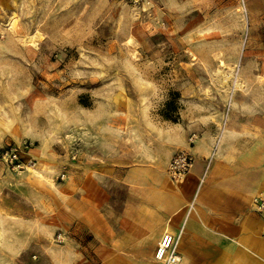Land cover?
Instances as JSON below:
<instances>
[{"label":"rangeland","instance_id":"rangeland-1","mask_svg":"<svg viewBox=\"0 0 264 264\" xmlns=\"http://www.w3.org/2000/svg\"><path fill=\"white\" fill-rule=\"evenodd\" d=\"M253 30L243 0H0V264H134L97 255L90 193L120 208L105 172L167 169L193 134L209 165L264 79Z\"/></svg>","mask_w":264,"mask_h":264},{"label":"crops","instance_id":"crops-1","mask_svg":"<svg viewBox=\"0 0 264 264\" xmlns=\"http://www.w3.org/2000/svg\"><path fill=\"white\" fill-rule=\"evenodd\" d=\"M244 2L249 18L264 25V0ZM259 37L253 30L248 47L257 57L253 67L259 62L264 70V34ZM246 81L247 104L233 109L214 158L207 165L212 140L200 139L192 147L195 166L182 184L157 162L105 172V182L119 181L124 198L118 208L114 189L89 195L88 229L101 260L161 264L155 253L170 232L179 236L178 264H264V216L253 206L264 191V79Z\"/></svg>","mask_w":264,"mask_h":264},{"label":"built area","instance_id":"built-area-1","mask_svg":"<svg viewBox=\"0 0 264 264\" xmlns=\"http://www.w3.org/2000/svg\"><path fill=\"white\" fill-rule=\"evenodd\" d=\"M243 12L248 17L249 12L243 0ZM198 136L193 134L190 138V145L186 148H179L173 155L167 171L172 182L181 183L183 182L189 174H191L197 156L192 150ZM12 160L18 158L17 152L13 149L7 152ZM206 172L200 178V185L204 182ZM254 209L264 216V191L257 194L253 199ZM179 236H176L170 232H165L160 240L157 247L155 258L162 264H178L181 262L182 257L179 254L178 247Z\"/></svg>","mask_w":264,"mask_h":264},{"label":"bare ground","instance_id":"bare-ground-1","mask_svg":"<svg viewBox=\"0 0 264 264\" xmlns=\"http://www.w3.org/2000/svg\"><path fill=\"white\" fill-rule=\"evenodd\" d=\"M222 64H224V65H225L226 63L223 61V62H222ZM236 74H237V73H236ZM237 79H239V78H237ZM238 83H240V82H238ZM239 85H240V84H239ZM166 225H167V224H166ZM167 230H168V229H167Z\"/></svg>","mask_w":264,"mask_h":264}]
</instances>
